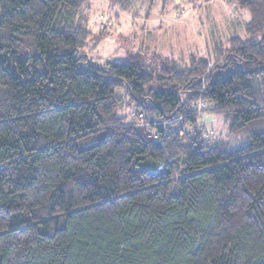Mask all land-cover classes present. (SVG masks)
I'll use <instances>...</instances> for the list:
<instances>
[{"label": "trees", "instance_id": "obj_1", "mask_svg": "<svg viewBox=\"0 0 264 264\" xmlns=\"http://www.w3.org/2000/svg\"><path fill=\"white\" fill-rule=\"evenodd\" d=\"M89 1L0 0V264H264V0H229L249 37L216 61L150 70L85 65Z\"/></svg>", "mask_w": 264, "mask_h": 264}, {"label": "rangeland", "instance_id": "obj_2", "mask_svg": "<svg viewBox=\"0 0 264 264\" xmlns=\"http://www.w3.org/2000/svg\"><path fill=\"white\" fill-rule=\"evenodd\" d=\"M236 8L229 0H158L152 8L139 2L125 10L108 0H91L85 9L90 35L80 53L85 65L96 67L137 56L147 65L144 70L161 66L165 57L181 64L191 58L216 61L231 36L249 37L245 24L250 12ZM131 113L130 106L122 112ZM200 123L211 136L229 135L224 113L205 112Z\"/></svg>", "mask_w": 264, "mask_h": 264}, {"label": "built area", "instance_id": "obj_3", "mask_svg": "<svg viewBox=\"0 0 264 264\" xmlns=\"http://www.w3.org/2000/svg\"><path fill=\"white\" fill-rule=\"evenodd\" d=\"M200 106H203V104H202V103H200ZM139 117H142V114H140V115H139Z\"/></svg>", "mask_w": 264, "mask_h": 264}]
</instances>
